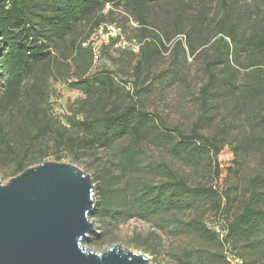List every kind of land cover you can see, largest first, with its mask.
Masks as SVG:
<instances>
[{
	"label": "rangeland",
	"instance_id": "1",
	"mask_svg": "<svg viewBox=\"0 0 264 264\" xmlns=\"http://www.w3.org/2000/svg\"><path fill=\"white\" fill-rule=\"evenodd\" d=\"M132 6L133 2L129 6L108 4L102 15L82 21L66 42L52 46V61L44 70L48 90L44 98L37 99V107L52 131L30 138L36 133L34 117L24 121V114L19 112L27 102L22 100L21 105L10 107L0 102V126L11 142H16V146L23 144L24 139L18 135L22 125L26 124L33 132L24 141L30 147L32 159L28 166L47 161L73 163L93 179L123 172L121 152L131 139L122 138L111 148L91 142L95 135L84 125L87 113L83 105L87 95L76 85L81 78L90 79L107 71L116 85L124 89L108 101L109 110L138 102L157 124L164 122L168 127L189 132L203 114L200 91L208 80L207 64L216 54L211 42L218 37L228 40L225 33L231 23L237 21L242 39L251 41L235 49L229 58L230 65L238 69L237 85L242 87L261 68L255 62L264 60V50H260L263 45L255 43L264 39V0H152L136 9ZM226 16L229 20L222 32L221 21ZM99 19L102 21L96 27ZM205 38L210 40L207 45ZM228 42L233 45L230 39ZM96 46L98 58L94 53ZM216 72L222 76L229 73V68L225 64ZM31 81L27 77L25 86ZM3 85L4 78L0 77V101ZM260 114L264 117V96L260 101L244 99L241 90L236 97L221 92L210 99L203 132L222 140L223 149L218 156L220 177L214 174L212 156L206 157L198 167L186 166L150 144L142 146V162L152 164L157 170L160 165H166L191 186L213 187L219 193L218 201L223 197L231 199L228 215L234 217L248 197V181L261 171L264 129ZM160 172L142 175L138 171L134 176L152 183L169 179L167 171ZM17 173L14 162L2 159L0 147V181L7 183ZM216 211L209 200L195 210L150 221L134 218L118 223L95 219L94 235L101 236L103 241L86 246L101 252L120 245L143 253L152 264H177L176 257L184 249L222 252L216 241L185 233L182 226L193 220L210 225ZM247 243L238 240L236 250L243 252L250 264H264V257L252 255ZM229 264L242 263L231 259Z\"/></svg>",
	"mask_w": 264,
	"mask_h": 264
},
{
	"label": "trees",
	"instance_id": "2",
	"mask_svg": "<svg viewBox=\"0 0 264 264\" xmlns=\"http://www.w3.org/2000/svg\"><path fill=\"white\" fill-rule=\"evenodd\" d=\"M150 1L152 0H4L1 3L0 77L4 78L5 90L0 102L10 107L19 106L25 100L27 105L22 106L19 112L24 114V121L33 116L32 122L36 127L33 137L30 136L33 132L26 124L19 127L18 135L24 140L23 144L16 146V142H11L0 126L2 159H9L16 164L17 175L30 168L27 164L32 162L30 147L24 141L29 136L37 138L52 131L49 121L37 107V99L44 98L48 90L44 70L49 68L52 61V46L66 42L82 21L102 15L108 4L129 6L133 2L132 7L136 9ZM228 20L229 17L226 16L221 21L224 24L220 28L222 32ZM101 21L99 19L95 26H99ZM238 27L235 21L225 33L233 45L221 37L211 42L216 54L207 64L208 80L200 91L203 114L189 132L178 127H168L164 122L157 124L138 102L109 110L108 101L114 95L121 94L124 89L116 85L107 71L103 72L104 75L98 74L90 79L81 78L76 82L87 95L83 105V111L87 113V122L84 125L95 135L91 142L99 143L103 148H111L122 138L131 139L130 144L121 152V175L94 178L97 183V204L91 215L94 220L121 223L138 218L150 221L172 213L195 210L212 200V206L217 210L212 224L204 225L193 220L182 223V226L185 233H196L207 240L216 241L222 252L184 249L176 257L177 264H229L231 259L250 264L245 254L236 250L235 243L238 240L248 242L246 247L252 255L264 257V139L261 141V171L248 181V197L241 212L234 217L228 215L231 199L223 197L221 202L218 201L219 193L213 187L191 186L166 165H160L157 170L152 164L142 162V146L150 144L165 150L186 166L198 167L206 157L212 156L214 174L220 177L218 156L223 149L222 140L218 136L210 137L203 132L210 99L221 92L236 97L241 90L244 99L248 97L260 101L264 96V60L255 62L261 68L250 75L247 83L242 87L237 85L238 69L230 65L229 58L235 49H241L244 43L251 42L246 38L242 39ZM204 42L207 45L210 40L205 38ZM260 43L263 45L260 50H264V39L255 44ZM82 48L80 45L81 51ZM225 64L229 73L220 76L216 71ZM27 77L32 78L28 87L25 86ZM259 117L264 129V117L261 114ZM161 170L167 171L169 179L159 183H152L148 179L140 180L134 176L138 171L142 175H151L160 174ZM102 241L101 236L93 235L85 244L98 245Z\"/></svg>",
	"mask_w": 264,
	"mask_h": 264
},
{
	"label": "water",
	"instance_id": "3",
	"mask_svg": "<svg viewBox=\"0 0 264 264\" xmlns=\"http://www.w3.org/2000/svg\"><path fill=\"white\" fill-rule=\"evenodd\" d=\"M96 195L93 177L73 163L47 161L0 181V264H152L120 245L86 246L97 232Z\"/></svg>",
	"mask_w": 264,
	"mask_h": 264
},
{
	"label": "built area",
	"instance_id": "4",
	"mask_svg": "<svg viewBox=\"0 0 264 264\" xmlns=\"http://www.w3.org/2000/svg\"><path fill=\"white\" fill-rule=\"evenodd\" d=\"M110 30H111V31H114V28H110ZM109 34H110V32L108 33V35H109ZM98 50H99V47L96 46V47L94 48V53H95L96 58H98V56H99V51H98ZM237 261H238V260H237Z\"/></svg>",
	"mask_w": 264,
	"mask_h": 264
}]
</instances>
